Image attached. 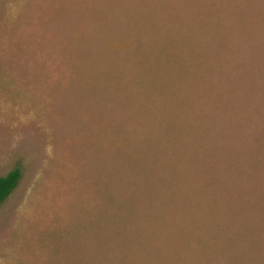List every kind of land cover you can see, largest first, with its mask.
<instances>
[{"label": "rangeland", "instance_id": "1", "mask_svg": "<svg viewBox=\"0 0 264 264\" xmlns=\"http://www.w3.org/2000/svg\"><path fill=\"white\" fill-rule=\"evenodd\" d=\"M0 264H264V0H0Z\"/></svg>", "mask_w": 264, "mask_h": 264}, {"label": "trees", "instance_id": "2", "mask_svg": "<svg viewBox=\"0 0 264 264\" xmlns=\"http://www.w3.org/2000/svg\"><path fill=\"white\" fill-rule=\"evenodd\" d=\"M22 177L23 171L20 167L15 168L8 175L0 177V206L18 188Z\"/></svg>", "mask_w": 264, "mask_h": 264}]
</instances>
